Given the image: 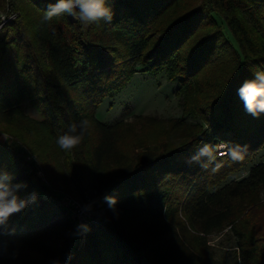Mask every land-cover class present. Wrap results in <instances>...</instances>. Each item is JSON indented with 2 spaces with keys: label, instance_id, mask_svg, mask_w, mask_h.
Listing matches in <instances>:
<instances>
[{
  "label": "trees",
  "instance_id": "1",
  "mask_svg": "<svg viewBox=\"0 0 264 264\" xmlns=\"http://www.w3.org/2000/svg\"><path fill=\"white\" fill-rule=\"evenodd\" d=\"M6 1L16 16L0 28V176L36 198L0 226V264H217L209 238L223 231L236 238L239 264H264V163L220 186L264 150V114H248L237 95L264 70V0H106L112 20L87 26L67 13L44 22L56 0ZM136 67L177 85L182 118L97 121ZM24 99L40 120L24 113ZM81 119L91 135L61 149L58 136ZM60 183L78 195L104 191L94 211L114 198L118 225L74 223L80 241L72 225L54 224L68 212ZM139 199L159 206H125Z\"/></svg>",
  "mask_w": 264,
  "mask_h": 264
},
{
  "label": "rangeland",
  "instance_id": "2",
  "mask_svg": "<svg viewBox=\"0 0 264 264\" xmlns=\"http://www.w3.org/2000/svg\"><path fill=\"white\" fill-rule=\"evenodd\" d=\"M1 2L2 8H0V18L4 16L6 18L11 17V19L15 18L16 15L8 16L6 14L8 10V5L6 3L7 1L2 0ZM214 18L217 23L222 26V30L228 41H230V43L236 47L234 39L230 36V32H228L224 27L221 19L217 15H214ZM135 70L136 73L131 77L129 83L121 91L115 93L111 97H106L103 99L100 105L96 108L94 114L97 121L106 125H111L120 121H132L134 116L155 117L163 121L182 118L181 96L177 95V85L175 83L169 82L165 73L157 76H151L140 72L139 67H136ZM22 109L29 117L38 120L41 119L38 112H36L31 107L30 102L27 99L23 100ZM184 121L192 125L200 123L198 119H193L191 117L184 118ZM6 139L7 138L5 135H0V142H5ZM14 147L24 155L28 162H33L31 155L26 151L25 148L20 146ZM221 153V150H218L217 157L218 154ZM262 163H264V150L254 156L251 162L244 168L240 169L236 173L231 174L230 177L220 186L231 181H238L246 177L249 173V170L254 165ZM37 175L42 177L40 171L37 172ZM62 185V183L57 185L58 190L55 189V193L61 198L70 197L80 201V204L83 207L85 206V208L91 212L90 217L91 221H93L92 223L101 222L110 228H114L118 225L116 210L106 208L94 211L92 209L93 204L103 195L104 191L95 190L92 193L89 191H84L82 195H78L72 189V187H70V185H67V187ZM47 198L51 197H43V199L46 200ZM259 200V204L264 205V192L260 194ZM61 202L62 201H60V204ZM125 206L128 208L154 209L157 208L159 204L155 200L139 199L131 200L125 203ZM53 223L72 225L74 233H77V238L79 237L80 241H83L78 228L74 227V222L72 220L70 211H68L67 214L63 215L62 217H54ZM87 224H89V222ZM77 238L71 239L70 249L76 248L78 246ZM209 244L212 246L214 258L217 264H239L235 247L236 238L230 232L223 231L222 233L213 234L209 238ZM2 246L3 243L0 240V256L2 253Z\"/></svg>",
  "mask_w": 264,
  "mask_h": 264
},
{
  "label": "clouds",
  "instance_id": "3",
  "mask_svg": "<svg viewBox=\"0 0 264 264\" xmlns=\"http://www.w3.org/2000/svg\"><path fill=\"white\" fill-rule=\"evenodd\" d=\"M64 13L76 17L83 26L101 20L110 22L113 17L112 9L106 6V0H56L55 3L48 4L43 21L51 22L54 17ZM237 95L248 114L254 117L264 114V70L256 71L252 79H246L237 89ZM92 129V122L88 119L72 122L68 126V131L58 136L57 144L61 149L71 151L78 147L86 136L91 135ZM11 180L7 173L0 176V226L5 225L11 215L23 211L36 198L35 193L27 198H20L18 192L25 185H13ZM106 199L109 208L115 210L117 201L112 197Z\"/></svg>",
  "mask_w": 264,
  "mask_h": 264
},
{
  "label": "built area",
  "instance_id": "4",
  "mask_svg": "<svg viewBox=\"0 0 264 264\" xmlns=\"http://www.w3.org/2000/svg\"><path fill=\"white\" fill-rule=\"evenodd\" d=\"M11 20L10 18L1 17L0 18V28L4 26L6 23H8ZM218 150H221V154H218V157L225 155L226 150L224 146H220ZM47 200H51L50 198H47ZM61 206L64 208H67L68 211H70V214L72 216L73 222L78 226V227H83L85 226L88 222L91 221L90 217V211L83 207L77 199H72L70 197H63L61 200ZM82 206V207H81ZM82 239L84 240V236H82Z\"/></svg>",
  "mask_w": 264,
  "mask_h": 264
}]
</instances>
